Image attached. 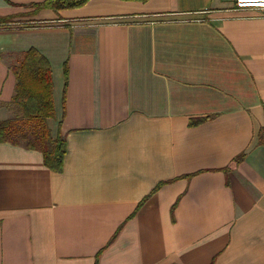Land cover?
Returning a JSON list of instances; mask_svg holds the SVG:
<instances>
[{
	"label": "crops",
	"instance_id": "crops-1",
	"mask_svg": "<svg viewBox=\"0 0 264 264\" xmlns=\"http://www.w3.org/2000/svg\"><path fill=\"white\" fill-rule=\"evenodd\" d=\"M44 1L0 0V121L35 49L67 152L0 144V264H264V11Z\"/></svg>",
	"mask_w": 264,
	"mask_h": 264
},
{
	"label": "trees",
	"instance_id": "trees-1",
	"mask_svg": "<svg viewBox=\"0 0 264 264\" xmlns=\"http://www.w3.org/2000/svg\"><path fill=\"white\" fill-rule=\"evenodd\" d=\"M89 2L90 0H46L36 4L34 8L35 11L58 12L82 8ZM6 23H11V19H0V25ZM19 56L18 64L11 67L16 78L15 93L9 104L12 117L0 121V144L38 151L43 155L46 168L54 173H61L67 152V141L60 131L54 138L48 124L49 120L56 119L50 63L35 49H30ZM64 74L67 79V66Z\"/></svg>",
	"mask_w": 264,
	"mask_h": 264
},
{
	"label": "built area",
	"instance_id": "built-area-1",
	"mask_svg": "<svg viewBox=\"0 0 264 264\" xmlns=\"http://www.w3.org/2000/svg\"><path fill=\"white\" fill-rule=\"evenodd\" d=\"M239 10H261L264 11V0H236Z\"/></svg>",
	"mask_w": 264,
	"mask_h": 264
}]
</instances>
